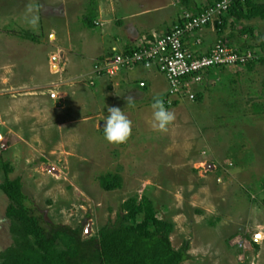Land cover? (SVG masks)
<instances>
[{
    "label": "rangeland",
    "instance_id": "rangeland-1",
    "mask_svg": "<svg viewBox=\"0 0 264 264\" xmlns=\"http://www.w3.org/2000/svg\"><path fill=\"white\" fill-rule=\"evenodd\" d=\"M170 1L0 0V183L8 162L43 223L82 226L83 238L147 195L156 217L173 223L172 245L188 242L183 264H264V65L212 69L203 101L159 99L176 117L166 132L151 127L144 97L94 73L125 24L156 23L174 11ZM231 22L224 34L236 46L264 39V19ZM244 28L252 32L240 36ZM108 107L132 122L125 143L104 138ZM108 173L121 175V187H101ZM8 204L0 189V253L13 244Z\"/></svg>",
    "mask_w": 264,
    "mask_h": 264
},
{
    "label": "trees",
    "instance_id": "trees-1",
    "mask_svg": "<svg viewBox=\"0 0 264 264\" xmlns=\"http://www.w3.org/2000/svg\"><path fill=\"white\" fill-rule=\"evenodd\" d=\"M192 1L181 0L183 9L200 12L220 0H205L195 8ZM231 1L221 16V23H216L219 35L232 24L231 21L264 19V2ZM251 32V29L244 28L239 35ZM239 49H251L257 56L246 64L249 70L257 62L264 65V39L256 46L246 44ZM196 98L201 99L202 93H196ZM1 167L4 180L0 189L9 200L5 215L11 220L13 244L0 253V264H183L189 258L188 242L179 248L172 245L170 233L173 223L156 217L153 203L147 195H143L140 201L137 197L125 200L114 221L102 225L97 234L83 238L82 226L45 225L42 217L27 205L20 178L9 177L13 171L11 164L3 162ZM99 183L106 191L114 190L121 187L122 177L116 173L103 174ZM59 244L62 248L58 247Z\"/></svg>",
    "mask_w": 264,
    "mask_h": 264
},
{
    "label": "built area",
    "instance_id": "built-area-1",
    "mask_svg": "<svg viewBox=\"0 0 264 264\" xmlns=\"http://www.w3.org/2000/svg\"><path fill=\"white\" fill-rule=\"evenodd\" d=\"M220 0L200 12L183 10L181 22H175L165 34L153 35L139 42L115 49V53L94 63L97 76H114L124 71L143 67L162 74L168 83L167 95L178 100L196 99V86H200L214 68L245 66L257 56L251 49L241 51L222 38H217L210 47L190 48L187 38L207 26L216 27L231 4ZM201 40L197 38L196 45ZM93 84V81L90 82ZM144 86V82H139Z\"/></svg>",
    "mask_w": 264,
    "mask_h": 264
},
{
    "label": "crops",
    "instance_id": "crops-1",
    "mask_svg": "<svg viewBox=\"0 0 264 264\" xmlns=\"http://www.w3.org/2000/svg\"><path fill=\"white\" fill-rule=\"evenodd\" d=\"M203 1L204 0H195L191 2V4L194 3L193 7L195 8L196 4L198 5L200 2H203ZM170 6L174 7V11H171V13L168 12L164 17L159 18L156 23L155 22L152 23L148 20L142 21V22L129 21L124 26L125 36L120 39L119 43H117L116 45L115 44L112 45L111 50L113 51L114 48L115 49L122 48L126 44L136 43L145 38L147 39L149 36H153L154 34L159 35L169 30L171 26L179 19L180 14L184 10L183 8L181 9V7L178 6L176 4V1L174 0L170 1ZM158 7L160 8L161 6H158ZM179 10H181V12ZM149 12L150 10L148 8H143L139 13H137V15H145ZM225 31L226 30L224 29L223 33L219 35L216 27L214 28L212 26H207L203 28L201 31L197 32L194 36L188 37L187 44L190 46V48H193V49H196L197 47L208 49L210 45L217 38H222L225 41L231 43V40H229L227 38V35L224 34ZM197 38L201 40L200 45H196ZM231 44L236 45V42L231 43ZM104 54L101 55L98 59H102L104 57L110 56L112 53L107 52V54L105 55ZM233 68L236 69L235 72L237 73L240 72L242 69L241 67H233ZM227 69L228 68H224V69L218 68L217 73L227 70ZM230 69L231 68L229 67L228 70ZM126 72H128L126 76L119 77L120 75L117 74L116 75L118 76L117 79L114 80L116 78L115 77L112 80L117 81L118 84L122 86L121 89H124L128 94H131V96L133 95V98L139 99L140 97H144L148 103L152 104L154 100L162 99V97H165L167 95L168 83H167L166 78L162 74L154 70L145 69L143 67H138L130 71H126ZM215 76L216 75L213 74V70H212L208 74L207 78L205 79L206 82L205 81L203 82L204 85L196 86V90H195L196 93H199V92L202 93V98L200 99V101H203L204 95L207 92V90L211 89L212 85H214L212 84L213 82L212 80ZM105 77L106 76L104 77L99 76L97 80H99L100 82V80H103ZM141 81L144 82V86L139 85V82ZM108 87L109 89H111L110 85ZM213 87H215V85ZM175 101L177 103L175 105L173 104L174 106L182 102L181 100L179 101L178 99H174V102ZM129 104H131V102Z\"/></svg>",
    "mask_w": 264,
    "mask_h": 264
},
{
    "label": "clouds",
    "instance_id": "clouds-1",
    "mask_svg": "<svg viewBox=\"0 0 264 264\" xmlns=\"http://www.w3.org/2000/svg\"><path fill=\"white\" fill-rule=\"evenodd\" d=\"M31 28L38 27V17H33L28 20ZM131 98H127L130 100ZM151 127L158 132H166L168 126L174 122L175 113L168 110L164 103L156 99L151 104ZM107 116L103 119L105 124L103 126V135L107 142L113 144L125 143L132 133V122L125 115L124 111L119 107H108Z\"/></svg>",
    "mask_w": 264,
    "mask_h": 264
},
{
    "label": "bare ground",
    "instance_id": "bare-ground-1",
    "mask_svg": "<svg viewBox=\"0 0 264 264\" xmlns=\"http://www.w3.org/2000/svg\"><path fill=\"white\" fill-rule=\"evenodd\" d=\"M258 236H260V235H258Z\"/></svg>",
    "mask_w": 264,
    "mask_h": 264
},
{
    "label": "water",
    "instance_id": "water-1",
    "mask_svg": "<svg viewBox=\"0 0 264 264\" xmlns=\"http://www.w3.org/2000/svg\"><path fill=\"white\" fill-rule=\"evenodd\" d=\"M87 231V230H86Z\"/></svg>",
    "mask_w": 264,
    "mask_h": 264
}]
</instances>
